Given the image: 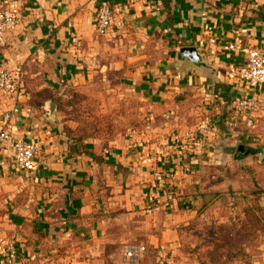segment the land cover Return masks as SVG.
<instances>
[{"label":"crops","instance_id":"1","mask_svg":"<svg viewBox=\"0 0 264 264\" xmlns=\"http://www.w3.org/2000/svg\"><path fill=\"white\" fill-rule=\"evenodd\" d=\"M11 1L20 18L0 46V66L21 73L22 89L18 97L0 93V122L16 108L13 133L39 153L30 171L0 153V264H191L177 257L178 235L194 220L201 196L241 190L246 174L261 187L254 171L261 170L264 146L230 163L225 141L240 126L235 101L252 95L259 102L253 128L264 134V87L231 78L246 51L264 53V0ZM104 1L116 24L98 36L94 17ZM236 38L242 50L229 52ZM110 70L153 121L134 143H77L55 98ZM204 122L230 132L214 146L200 142L205 137L188 139ZM199 171L204 184L194 178ZM125 244L143 246L145 254L129 263ZM8 245L16 261L6 258ZM242 264H264V249Z\"/></svg>","mask_w":264,"mask_h":264},{"label":"rangeland","instance_id":"2","mask_svg":"<svg viewBox=\"0 0 264 264\" xmlns=\"http://www.w3.org/2000/svg\"><path fill=\"white\" fill-rule=\"evenodd\" d=\"M9 1L0 0V11L9 5ZM55 102L56 110L69 122L64 129L67 134L83 143L92 141L104 148L128 140L131 133L138 134L148 123L151 124V112L146 104L128 91L118 73L111 70L103 75H94L81 85L65 87L55 98ZM183 110L182 116L186 112ZM238 117L240 126L234 130L232 139L225 141L228 147H232L230 163H233L236 156L245 157L257 147L264 146V134L262 137L257 136L254 123L248 126L244 117ZM204 120L206 121V117ZM203 125L216 132L213 138L205 137L208 140L201 139L204 136L198 137L206 145L220 143V137L230 132L224 128L225 125L217 122H204ZM201 126H196L192 134L197 135ZM261 130L264 132V125ZM240 146L247 150L243 155L238 152ZM260 166L261 170L253 168L257 171H254L256 177L262 181L260 188H253L245 178L248 177L246 174L241 180V190L228 189L217 193L219 197L211 200L208 197L201 198L194 220L179 232V260L183 259L191 264H242L249 263L260 255L264 249V161ZM201 173H195L194 178L204 184L206 181ZM232 173L233 168L228 174L235 178ZM204 174L217 180L218 174H213L212 171L207 170ZM222 175L225 176L224 173ZM197 194L199 192L196 191ZM130 246L132 245H123L122 252Z\"/></svg>","mask_w":264,"mask_h":264},{"label":"built area","instance_id":"3","mask_svg":"<svg viewBox=\"0 0 264 264\" xmlns=\"http://www.w3.org/2000/svg\"><path fill=\"white\" fill-rule=\"evenodd\" d=\"M139 0H129L130 3H135ZM12 3V1H11ZM8 5L0 11V46L6 44L7 36L15 31L18 26L20 13L14 3ZM116 20L114 11L106 1L100 3L95 12L94 26L98 36H105L112 32L115 27ZM229 52H238L242 50L240 39L236 38L232 43L226 46ZM231 78H237L245 83L252 90H258L264 87V53L260 49H250L246 51L244 66L233 72ZM22 89V75L20 72H9L0 66V93L2 95L13 94L18 97ZM258 97L252 95L249 97L239 98L235 101L234 107L237 115L244 117L248 126L253 125L255 112L258 109ZM17 111L14 108L11 113L2 115L0 122V153L4 152L8 159L11 160L19 169L30 171L34 167V159L39 153V146L34 143H27L15 136L10 125L12 114ZM149 121H153L149 117ZM215 130L207 125L199 127L197 135L194 133L188 137H215ZM138 134L133 132L129 135V140L133 143L137 140ZM182 150V149H181ZM154 180L157 183L163 182V177L160 173H154ZM171 197V195L169 196ZM147 210V213H150ZM145 254L143 246L127 247L123 253V258L129 263H134ZM6 258L9 261H16L18 254L12 245L6 248ZM33 260V259H31Z\"/></svg>","mask_w":264,"mask_h":264},{"label":"trees","instance_id":"4","mask_svg":"<svg viewBox=\"0 0 264 264\" xmlns=\"http://www.w3.org/2000/svg\"><path fill=\"white\" fill-rule=\"evenodd\" d=\"M68 135V137H70L71 139H73L75 142H77V143H83V142H81L79 139H76L75 137H71L69 134H67ZM206 197H208V200L210 199H213V198H215V197H219V195H217V193H214V194H209V195H202L201 196V198H206Z\"/></svg>","mask_w":264,"mask_h":264},{"label":"water","instance_id":"5","mask_svg":"<svg viewBox=\"0 0 264 264\" xmlns=\"http://www.w3.org/2000/svg\"><path fill=\"white\" fill-rule=\"evenodd\" d=\"M190 59H191V61L195 62L193 56H190ZM49 111H50V113H53L55 111V107L53 109L49 108ZM238 152H240L243 155V153H246L247 150L244 147L240 146V147H238Z\"/></svg>","mask_w":264,"mask_h":264}]
</instances>
